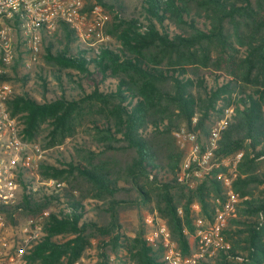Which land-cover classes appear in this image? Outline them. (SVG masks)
<instances>
[{
  "label": "trees",
  "instance_id": "obj_1",
  "mask_svg": "<svg viewBox=\"0 0 264 264\" xmlns=\"http://www.w3.org/2000/svg\"><path fill=\"white\" fill-rule=\"evenodd\" d=\"M94 4L108 11L105 34L113 39L98 55L61 23L44 40L36 89H26L20 46L12 74L0 76L24 86L7 107L25 142H74L69 157L60 151L38 172L66 187L34 190V179L19 173V201L0 206L13 225L18 215L45 217V236L26 262L84 264L95 249L93 264L113 257L165 264L162 245L145 239L143 211L158 215L183 256L192 254L199 247L193 206L213 221L226 200L216 174L226 169L194 187L180 183L185 151L173 133L185 126L202 139L232 109L214 160L242 153L232 183L241 201L224 230L231 249L201 264H264V0H142L129 16L117 0L85 9ZM132 211L137 225L127 229L123 215Z\"/></svg>",
  "mask_w": 264,
  "mask_h": 264
},
{
  "label": "built area",
  "instance_id": "obj_2",
  "mask_svg": "<svg viewBox=\"0 0 264 264\" xmlns=\"http://www.w3.org/2000/svg\"><path fill=\"white\" fill-rule=\"evenodd\" d=\"M84 5V0H0V76L13 65L19 46L24 53V68L29 70L42 52L44 38L53 36L61 23L74 32L79 43L93 48L98 55L102 44L98 46L97 42L92 40L96 32L103 29L107 15L103 6L99 4H95L89 14L84 11ZM13 94L12 86L8 82H0V206L2 207L17 204L20 188L17 181L19 173H24L26 178H33L36 184L50 189L59 190L65 186L64 182L40 179L38 172L42 161L46 160L47 151L39 144L25 142L21 138L19 133L21 125L11 116L7 107ZM232 112V109H226L223 117L202 139L199 138L198 133L189 131L185 126L173 133L178 145L185 151L178 173L180 183L194 187L214 169L221 167L226 169L231 163L233 169L229 173L220 171L216 174L226 191V200L216 209L213 221H207L199 216V206H193L197 215L194 224L199 247L188 256L181 254L176 243L171 239L168 227L158 215L146 212L145 239L151 246L162 245L165 264H201L203 261H212L220 253L231 249L230 243L224 236V230L228 221L235 217L237 206L241 201L239 195L233 191L232 183L242 153H237L221 162L214 160V155L220 132L225 128ZM38 219L29 218L27 224L23 225L13 254L4 253L0 247V264L24 263L25 256L45 236L37 225ZM0 246L6 247L2 239Z\"/></svg>",
  "mask_w": 264,
  "mask_h": 264
},
{
  "label": "rangeland",
  "instance_id": "obj_3",
  "mask_svg": "<svg viewBox=\"0 0 264 264\" xmlns=\"http://www.w3.org/2000/svg\"><path fill=\"white\" fill-rule=\"evenodd\" d=\"M117 1L123 5V8L125 10V15H127V16H129L131 13H133L136 8H139V6L142 2V0H117ZM93 2H94V0H84V3H85L84 11L87 12L88 14H89L91 9L86 10L85 7L87 4L92 5ZM105 12H106L107 18L105 20V24L103 26V29L98 30L96 32V34L94 35L93 40H92L93 42H97L96 45H98V46H100L101 44L106 43L108 41H113V39L110 36L105 34V26L109 20V13L106 10H105ZM56 32H58V31H56ZM55 33H54V35H55ZM53 36H51V37H53ZM51 37H48V38H51ZM100 39H101V41H98ZM44 40H45V38H44ZM44 40H43V42H45ZM44 44L45 43H43L42 52H41L40 56L38 57L37 62H35L29 70L24 68V65H23L24 62H22V64L20 65L21 73L22 74H29L31 77V80L28 82L26 89H29V90L33 89V88L36 89V87L38 86L37 73L39 72L40 67H43L45 65L44 64L45 62L43 61V57H42L43 56V50H44ZM13 66H14V63L8 70H6L5 74H12ZM49 79H50V81H54L52 76H50ZM7 82L12 86L13 92L15 94H19V93H22L24 91V86L22 85L21 82H15V81H7ZM33 93L36 97L39 98V96L36 92H33ZM40 147L43 148L41 145H40ZM73 148H74V142L71 140H66L65 143L61 144L60 146H54V147L43 148V149L47 151L46 160H49L50 162L57 163L56 159L59 158V152L60 151L63 152L64 156L69 157V154L73 150ZM232 169H233L232 163L228 164L226 166V172L227 173H229ZM55 181H59V180H55ZM59 182H64L65 183L64 187L67 186L66 181H59ZM32 185H33L34 190H36L40 187V185L36 184L35 182ZM21 193H22V189L19 188L18 201L20 199ZM145 215H146V211H143V213H142L143 219H144ZM37 218H39L37 221V225H39L42 232H44L45 217H37ZM28 220H29V218H23V217L18 215L16 217L17 224L13 225L12 223L8 222L3 215L0 216V223H1L0 224V239H2L4 243H6V247H2V246H0V247H1V249H3L4 253H6V254H13L14 253L16 246H17V242H18L19 237L21 235L22 227H23V225L27 224ZM123 220H124V224H125L126 228L132 229L133 227H135L137 225V220H138L137 219V212L132 211V212L124 214ZM95 254H96L95 249H91L85 254L84 258L81 261L84 264H93ZM122 256H124L123 253H122ZM122 256H120V257H122ZM112 259H113L112 264H130L126 259L125 260H119L118 258H115V257H113ZM212 262L213 261H211V263ZM22 264H28L26 262V259H25L24 263H22Z\"/></svg>",
  "mask_w": 264,
  "mask_h": 264
}]
</instances>
